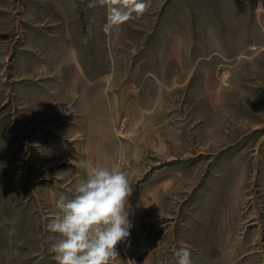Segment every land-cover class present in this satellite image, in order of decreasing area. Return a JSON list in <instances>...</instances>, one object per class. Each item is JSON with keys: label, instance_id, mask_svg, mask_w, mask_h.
Masks as SVG:
<instances>
[{"label": "rangeland", "instance_id": "obj_1", "mask_svg": "<svg viewBox=\"0 0 264 264\" xmlns=\"http://www.w3.org/2000/svg\"><path fill=\"white\" fill-rule=\"evenodd\" d=\"M146 2L105 33L91 0H0V264H57L97 166L133 188L116 264H264V0Z\"/></svg>", "mask_w": 264, "mask_h": 264}, {"label": "clouds", "instance_id": "obj_2", "mask_svg": "<svg viewBox=\"0 0 264 264\" xmlns=\"http://www.w3.org/2000/svg\"><path fill=\"white\" fill-rule=\"evenodd\" d=\"M106 8L103 28L110 33L115 27L140 18L147 10L146 0H91ZM132 185L122 170L93 167L87 177L76 184L71 198L60 195L55 203L58 214L47 229L58 236L51 245L57 264H112L118 257L121 242L130 246L128 198ZM172 264H192L191 251L181 246L174 251ZM125 264H136L128 259Z\"/></svg>", "mask_w": 264, "mask_h": 264}, {"label": "crops", "instance_id": "obj_3", "mask_svg": "<svg viewBox=\"0 0 264 264\" xmlns=\"http://www.w3.org/2000/svg\"><path fill=\"white\" fill-rule=\"evenodd\" d=\"M86 177H87V175H86ZM86 177H85V178H86ZM85 178H84V179H85ZM80 181H81V180H79V182H80ZM131 210L133 211V209H131ZM132 213H133V212H132ZM132 213H131V214H132ZM112 264H116V261L112 262Z\"/></svg>", "mask_w": 264, "mask_h": 264}]
</instances>
